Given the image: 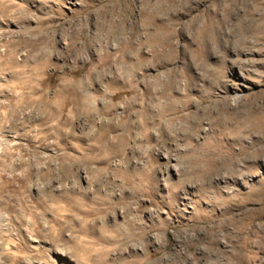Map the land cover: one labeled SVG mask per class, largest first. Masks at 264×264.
Wrapping results in <instances>:
<instances>
[{
	"label": "rangeland",
	"instance_id": "1",
	"mask_svg": "<svg viewBox=\"0 0 264 264\" xmlns=\"http://www.w3.org/2000/svg\"><path fill=\"white\" fill-rule=\"evenodd\" d=\"M251 1L0 0V264H205L183 240L209 208L195 185L170 188L200 179L189 162L216 144L211 109L254 122L264 108ZM207 20L217 31L200 41ZM255 151L241 192L263 200L250 216L264 236V142ZM117 224L131 236L99 241ZM234 253L264 264V237Z\"/></svg>",
	"mask_w": 264,
	"mask_h": 264
},
{
	"label": "bare ground",
	"instance_id": "2",
	"mask_svg": "<svg viewBox=\"0 0 264 264\" xmlns=\"http://www.w3.org/2000/svg\"><path fill=\"white\" fill-rule=\"evenodd\" d=\"M250 5L251 10L245 11L244 15L249 16L250 19H254L257 16L254 19L257 22V27L263 22L260 28H263L264 41V0H252ZM146 13L149 14V19L152 20V13L150 11ZM150 20L145 24L148 28H142L141 31L149 30ZM214 27L207 20L206 25L200 27L203 29L200 33V41L204 40L203 38L207 36V33H216L217 28L215 27V29ZM212 28L213 30L211 31L210 29ZM144 34L145 39L143 41V37H140L139 45L150 49V35H146V32ZM207 95L208 98L215 97L212 93ZM223 100L225 101V99ZM235 103V99H233V104ZM259 105L260 107L255 111L256 121L254 122L250 120L249 113H243L241 117L235 114L237 108L234 107L230 109L226 106L228 110H231L230 113L218 112L210 108V116L216 115V118H211V120H216L215 125L219 129L215 136L216 144L211 151L202 149L200 157L196 156L189 162V168L192 173H201L200 179L191 184L192 177L188 176L187 172L184 174V180L179 185L176 183L170 188V193H173L174 190L180 187L195 185L194 189L198 194V203L204 204L209 208L208 212L196 210L191 222L198 226L199 232L195 237L183 240V245L188 248L196 245L197 251L200 252V257L194 256L193 259L202 260L205 264H222V261L226 260L227 264H230L239 261L240 259L234 253V250L241 248L243 242L251 238L254 239L255 243L263 242V230L260 225L255 223V219L250 216V213L253 212V207H259L256 210L263 209V200L259 203L252 202L249 190L241 192V189L245 188L249 174L252 173L254 166L252 160L255 158L263 160V154L259 150L257 157H252L253 154H257L255 147L264 142V108L262 103ZM185 119H189V117H183V120ZM189 121L191 125L194 124L193 119ZM251 135H254L252 136L254 139L249 142ZM190 137H194V132ZM219 151L224 153L220 162L216 159V153ZM221 178L224 179L222 187L218 185L221 182ZM236 187L238 189H235ZM172 199L177 200L175 197ZM215 210L218 211L217 215L212 213ZM191 228L195 227L192 226ZM113 230L116 231L115 236L99 235V241L107 244L121 243L122 238L131 236L132 225L129 224L127 230L124 231L121 224H117L113 226ZM200 245L203 247L201 248ZM132 249L137 252L142 247L134 246ZM220 256L225 257V259L221 260Z\"/></svg>",
	"mask_w": 264,
	"mask_h": 264
}]
</instances>
